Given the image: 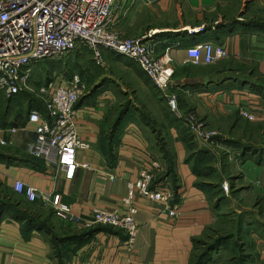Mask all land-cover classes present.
Segmentation results:
<instances>
[{"label":"crops","instance_id":"0c3cea01","mask_svg":"<svg viewBox=\"0 0 264 264\" xmlns=\"http://www.w3.org/2000/svg\"><path fill=\"white\" fill-rule=\"evenodd\" d=\"M116 17L115 28L125 36H145L156 57L168 51L174 67L170 89L161 91L134 61L105 51L103 65L108 67L77 108L78 134L90 146L76 151L79 166L72 179L41 159L28 158L35 136L34 125L27 124L33 109L28 100L17 96L2 103L0 124L18 131L6 133L0 192H7L6 199L40 225L8 211L1 214L0 264H191L195 243L208 231L225 229L236 231L252 264H264V216L257 211L264 207V161L260 149L248 142L264 135V0H120ZM206 41L225 45L229 56L213 65L193 64L188 48ZM181 92L184 99L176 113L166 94ZM239 107L259 117L255 131L237 125ZM124 109L127 115L115 130ZM179 110L195 111L214 132L225 128L228 134L222 130L211 138L213 144H205L191 132L189 149L181 138ZM164 132L172 141L170 154L160 142ZM218 143L229 160L245 156L236 167L229 163L222 179L214 176L217 165L193 160L201 150L215 153ZM141 157L161 161L164 169L165 162L174 163L163 179L178 190L174 203L179 215L170 217L163 205L140 198V229L131 248L118 229L102 228L83 238L89 229L82 224L61 218L52 203L31 201L14 189L21 180L50 197L60 195L72 214L83 218L94 208L122 210L128 182L138 179ZM224 183L230 187L227 193ZM11 194L24 202L11 200ZM231 210L243 219L255 212L259 228L249 229V219L240 225Z\"/></svg>","mask_w":264,"mask_h":264},{"label":"built area","instance_id":"2783aa9c","mask_svg":"<svg viewBox=\"0 0 264 264\" xmlns=\"http://www.w3.org/2000/svg\"><path fill=\"white\" fill-rule=\"evenodd\" d=\"M120 0H0V94L6 98L28 91L33 72L39 62L60 61L80 50H88L97 64L103 65L104 51L127 57L134 61L163 92L171 86L174 67L168 51L156 57L143 37L128 38L116 28V15ZM192 32V31H191ZM188 58L196 65L215 64L229 56L225 45L206 41L189 47ZM44 109L33 108L27 115V124L34 125L35 136L28 146V153L53 165L72 179L77 171L76 151L90 145L77 131V103L87 93L81 75L75 72L55 75L40 88ZM169 106L177 113L175 94L167 93ZM0 96V109H1ZM242 118L254 122L259 117L246 107H239ZM184 119L198 139L210 140L213 133L204 130L194 117L177 114ZM18 128L0 124V146L9 144L6 133H16ZM139 176L128 182V193L123 208H94L83 218L72 214L60 195L50 197L21 180L14 189L31 201L42 198L52 203L57 215L82 224L87 229L99 226L122 230L127 235L129 248L139 233L136 214L137 201L159 203L170 217L179 215L174 203L176 191L163 179L161 161L140 158ZM228 191V185L224 184Z\"/></svg>","mask_w":264,"mask_h":264},{"label":"rangeland","instance_id":"374dc122","mask_svg":"<svg viewBox=\"0 0 264 264\" xmlns=\"http://www.w3.org/2000/svg\"><path fill=\"white\" fill-rule=\"evenodd\" d=\"M120 33L123 36H125L122 32H120ZM125 37L133 38V37H129V36H125ZM134 37H137V36H134ZM104 53H105V51H104ZM104 53H103V55L105 56ZM106 53H109V54L111 53L112 56H114V57H115V55H117L115 53L107 52V51H106ZM75 54H76V52L65 57L64 58L65 61H67V60L71 61V59H74ZM92 55L93 54L87 50L84 53V57L80 60V62H77L75 67L73 66L74 71L78 72L81 75L84 83L86 84L87 89L91 88L95 84L98 77L104 72V69L106 67H108V66H106V64H105V66L97 64L96 61L93 59ZM105 57H104V61L106 60ZM56 62H59V61H56ZM43 63L44 62H39L37 64V66L35 67V69H34L35 71L33 72V79H31V85H30L27 93L23 92L21 94L23 96L26 94V99L28 97H30V98L33 97V98L40 100V96H39L40 91L39 90L43 86L42 84L45 82L44 71L42 70V68L44 66ZM65 71H66V69H65ZM175 95H176V99L178 101V107H179V99H181V98L184 99L183 92L175 94ZM0 96H1V94H0ZM12 100H14V99H12ZM19 100L25 101V98L24 99L20 98ZM26 105H27V103H23L21 106L26 107ZM3 110H5V109L3 108ZM180 113H182V115L185 116L186 118L191 117V119H192V117H194V121L196 123L200 124L204 130H206L207 132L213 133V136L211 138L215 139L216 136H219V133H221L222 130H225V128H223V129H220L219 131L214 132L215 130H213L203 120V118L199 114H197L195 111L182 110V111H180ZM149 114L150 113L147 112V115H149ZM20 115H21V112L17 113L18 118L20 117ZM177 117H178V115H177ZM258 121H259V119L254 121V122H251V121L246 120V119L243 120V118H242L241 120H239L237 122V125H241L243 128H245L247 130L255 131V128L257 125H255L254 123H256ZM183 123H184L185 127H187L189 129V132H191V127H190L191 124L189 126H187L185 121H183ZM181 125H183V124H181ZM263 127H264V125L262 126V128ZM226 129H227V127H226ZM225 133H227L226 130H225ZM231 133L232 132H230V134ZM163 134H164V138H161L160 142L165 147V149H167V150H165L166 154H170L172 141H170V138L168 137L166 132H164ZM232 134L235 135L234 133H232ZM235 137L238 138V135L237 136L235 135ZM240 138L241 137H239V139H238L239 142L243 140L242 138L240 140ZM214 139H210V140L201 139L199 141H201V143H205V144H213V141H215ZM248 142L252 143L251 146H249L250 148L255 147V149L256 148H258V150L260 149L261 153H260L259 159L264 161V135L262 137L256 139V140H249ZM254 144H262V146H260V145L255 146ZM237 146L238 145H236L234 147H237ZM214 147L216 149L215 153H211V152L206 153L205 151L201 150V151L197 152L196 158H193V160L196 161L199 158H204V163L217 165V166H213L218 170L217 171L218 174H216V175L214 174V176H216L217 179H222L224 175H226V176L228 175L226 173V171L229 170V166H230L229 163H231L232 165L235 166V165H238L240 163V160L242 162L245 161L244 160L245 156H243V157L233 156L232 160H229V155H224L221 152L223 147H221V144L219 145V143L214 144ZM218 152H220V153L218 154ZM171 159H172V157L171 158L169 157V161H171ZM234 166H233V168L236 167V166L235 167ZM168 169H169V163L165 162V171L167 172ZM218 182L220 183L221 181L218 180ZM224 184H223V187H224ZM227 185H228V191H229V188H230L229 184H227ZM226 193H227V191H226ZM217 194H218V192H217ZM257 211H259V213L261 212L262 216H264L263 215L264 214V207H262V206L259 207L257 209ZM231 212H232L231 218H236L235 219L236 221L241 222L240 225L244 224L246 222V220L249 219L248 222L250 224H252L249 226V229L253 230V229L259 228L260 225H257L254 223V221L258 219V217L256 215L254 216V214H255L254 211H253L254 214L253 213L249 214V216H247L248 217L247 219H246V217H245V219H243V217H244L243 214H238L237 212L232 211V210H231ZM250 215H252V216H250ZM236 225L237 224L235 223V225L233 227L231 226L232 227L231 229H234L236 227ZM229 232H231V231H228V229L220 230V231H214V232L208 231V233L210 234V235H208V237H204L202 240L195 243L196 249L194 251V259L196 256H199V254H201V253L203 254L205 251H208L209 247H211L212 245H215L213 250L210 252V254H207V256L204 259L205 262L203 261L204 263H202V264H210V263H213V264H252L251 260H250L252 254L247 255V256L243 254L244 251H242L243 250L242 246L244 244L243 245L241 244V240L239 238V235L235 236L236 231H232L231 233H229ZM246 242H248V240H246ZM247 253L249 254V252H247ZM195 254H196V256H195Z\"/></svg>","mask_w":264,"mask_h":264},{"label":"trees","instance_id":"16d2710c","mask_svg":"<svg viewBox=\"0 0 264 264\" xmlns=\"http://www.w3.org/2000/svg\"><path fill=\"white\" fill-rule=\"evenodd\" d=\"M86 52V50H83V51H81L80 52V50H78V51H76V54L74 55V59H71V61H69V60H67V61H65V59H63V60H60L59 62H56V61H53V60H51V61H44V66H43V68H42V70L44 71V77H45V82L42 84V85H45V84H47L50 80H52L53 79V77L55 76V75H59V74H61V73H67L69 76H71V75H73L74 73H75V71H74V68H73V66L75 67V65H76V63L77 62H80V60L84 57V53ZM82 55V56H81ZM66 62V63H65ZM65 63V64H64ZM209 65H213V64H209ZM140 68V67H139ZM65 69H66V71H65ZM141 69V68H140ZM142 70V69H141ZM35 71V70H34ZM143 71V70H142ZM144 72V71H143ZM145 73V72H144ZM41 85V86H42ZM23 93V92H22ZM22 93H20L19 95H17L18 96V98L20 99V98H22V99H24L25 98V100H28V102H29V107L30 108H39V109H44V106H43V102L41 101V100H39V99H36V98H33V97H28L27 99H26V94L23 96V95H21ZM25 93H27V91H25ZM17 96H15V97H17ZM12 99L14 98V97H11ZM11 98H6V97H4L3 95L1 96V105H2V103H5V102H8V104H9V102L12 100ZM86 97H82L81 99H80V101L77 103V105H76V107L78 108V106H79V104H80V102L81 101H83L84 99H85ZM7 104V103H6ZM1 110V109H0ZM127 115V109H124V110H122L121 111V113H120V117H119V121L117 122V125H116V127H115V130H117L118 129V126H119V123H121L120 121H121V119H123V117H125ZM176 117H177V115H176ZM177 119L179 120V121H181V123L183 124L182 125V127H183V129H182V132H181V138L186 142V144H187V147L190 149V146H191V143H192V141H193V138H192V136H191V132H189V129L187 128V127H185V125H184V123H183V121L181 120V119H179L178 117H177ZM6 146H0V159H3V156L5 155V150H6V148H5ZM3 155V156H2ZM33 156H29L28 155V158H30V159H36L37 157H33ZM38 159H40V158H38ZM42 160V159H41ZM44 161V160H43ZM173 169H174V163L172 164H170L169 165V171L171 170V172H173ZM170 173V172H169ZM174 189H175V191H178L175 187H173ZM6 193L7 192H3V193H1L0 192V215L1 214H3V213H5V212H9V213H11L13 216H15V217H21V218H24L25 220H27V222L29 223V224H31V225H33V224H35V225H37L38 224V222H36L35 221V219L33 218V217H29V216H27L26 214H24V213H22V212H20V211H18L17 209H16V207L9 201V200H7L6 199ZM10 199L11 200H19L18 198H17V196L16 195H14V194H11L10 195ZM20 201H22V199H20L19 200V202ZM22 202H24V200L22 201ZM38 225H40V224H38ZM43 226V225H42ZM102 228H108V229H112L113 230V228L112 227H106V226H104V227H102V226H99V227H95V228H92V229H89V232H86V233H84L83 235H82V237L84 238L85 236H91L92 234H94L95 232H97L98 230H101ZM82 237H78L79 239H82ZM76 238V237H75ZM74 238V239H75ZM220 245V244H219ZM214 246L215 245H212L211 247H209V250L208 251H205L203 254L201 253V254H199V256H196V254H195V259H194V256L192 257V259H191V264H202V263H204L205 261H204V259H205V257L207 256V254H210V252L213 250V248H214ZM204 261V262H203Z\"/></svg>","mask_w":264,"mask_h":264},{"label":"water","instance_id":"95a60500","mask_svg":"<svg viewBox=\"0 0 264 264\" xmlns=\"http://www.w3.org/2000/svg\"><path fill=\"white\" fill-rule=\"evenodd\" d=\"M204 30H205V28L199 29V32H200V31H202V32H203Z\"/></svg>","mask_w":264,"mask_h":264}]
</instances>
